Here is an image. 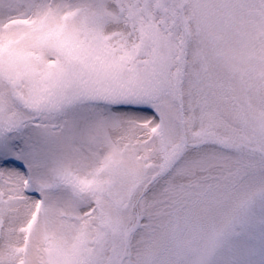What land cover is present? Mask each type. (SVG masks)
Wrapping results in <instances>:
<instances>
[{
    "label": "snow or ice",
    "instance_id": "1",
    "mask_svg": "<svg viewBox=\"0 0 264 264\" xmlns=\"http://www.w3.org/2000/svg\"><path fill=\"white\" fill-rule=\"evenodd\" d=\"M0 264H264V0H0Z\"/></svg>",
    "mask_w": 264,
    "mask_h": 264
}]
</instances>
